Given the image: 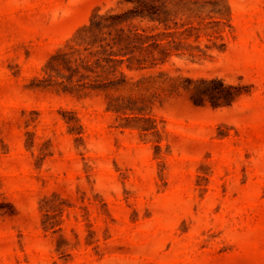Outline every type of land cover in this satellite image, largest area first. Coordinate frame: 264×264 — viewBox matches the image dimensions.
Returning <instances> with one entry per match:
<instances>
[{
  "label": "rangeland",
  "instance_id": "1",
  "mask_svg": "<svg viewBox=\"0 0 264 264\" xmlns=\"http://www.w3.org/2000/svg\"><path fill=\"white\" fill-rule=\"evenodd\" d=\"M165 2L164 61L68 77L131 4L0 0V264H264V0Z\"/></svg>",
  "mask_w": 264,
  "mask_h": 264
},
{
  "label": "trees",
  "instance_id": "2",
  "mask_svg": "<svg viewBox=\"0 0 264 264\" xmlns=\"http://www.w3.org/2000/svg\"><path fill=\"white\" fill-rule=\"evenodd\" d=\"M131 6L123 12H113L109 10L106 13H94L87 24L82 25L77 29V33L82 34V41L88 45L84 49L95 46L102 51H107V54L99 55L100 50L90 52V55H74L73 50L57 51L54 56H60L63 59L62 66L70 71L68 77L77 72L80 67L96 72V67H106L115 69L117 64L127 61V67L142 68L143 61L146 55L150 58V65H154L157 61H164L170 54L168 45L175 41L174 38H167L164 41L159 40V33H147L144 28H139L131 21L134 18H147L152 21L163 23L165 28H169L168 8L165 0H125ZM126 24V25H125ZM174 24L175 21H174ZM125 25V26H124ZM165 35H173L174 33L181 34L182 31L177 30L166 31ZM161 34H164L162 31ZM75 49L74 46H70ZM78 51V49H75ZM159 54L156 56L155 52ZM146 53V55L143 54ZM100 58L105 61V64L100 63ZM136 64H134V62ZM120 74H124L120 71ZM201 82H212L213 80L200 79ZM220 83V88H224L223 81L217 79ZM219 88V91L221 90ZM210 103L215 106L219 103H225L227 96L213 94L207 92L205 94ZM201 94L197 98H193L195 103H203ZM222 97V98H221Z\"/></svg>",
  "mask_w": 264,
  "mask_h": 264
}]
</instances>
